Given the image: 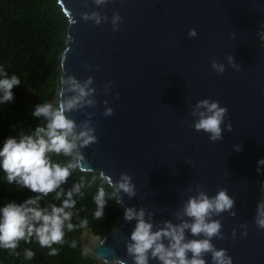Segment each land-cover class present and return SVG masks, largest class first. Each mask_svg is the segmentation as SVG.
I'll use <instances>...</instances> for the list:
<instances>
[{
  "label": "water",
  "instance_id": "95a60500",
  "mask_svg": "<svg viewBox=\"0 0 264 264\" xmlns=\"http://www.w3.org/2000/svg\"><path fill=\"white\" fill-rule=\"evenodd\" d=\"M88 4L85 8L84 0H57L67 23L65 48L58 56L57 94L50 101L57 102L61 75L94 78L97 106L67 114L80 123L87 112L95 113L91 119L98 139L82 150L85 170H77L104 181L129 174L137 191L132 199L106 183L122 196L119 204L124 208L159 209L153 215L156 224L179 222L174 213L195 194L189 187L199 184L210 196L226 188L235 199L236 216L223 214L226 239L214 238L212 243L227 249L233 264H264V230L253 219L264 181V166L257 173V161L264 158V42L257 35L264 25V0H109L100 8L92 0ZM114 10L123 18L117 31L110 23ZM84 11L106 14L109 22H85L78 15ZM66 12L75 24L69 25ZM192 28L197 36L189 38ZM67 35L72 39L67 41ZM229 55L239 71L228 65ZM213 60L225 65L223 74L212 69ZM85 64L94 67L87 70ZM109 81L113 84L105 94L103 86ZM202 99L228 109L225 124L230 120L233 131L225 130L222 141L212 142L191 127V106ZM105 107L114 114L104 116ZM238 144L243 149L237 153L233 146ZM135 223L124 220L103 235L83 230L77 241L82 250L89 245L88 254L100 264L117 259L133 264L126 241ZM242 223L248 225L246 236ZM205 259L211 264L210 255Z\"/></svg>",
  "mask_w": 264,
  "mask_h": 264
},
{
  "label": "clouds",
  "instance_id": "9594fccd",
  "mask_svg": "<svg viewBox=\"0 0 264 264\" xmlns=\"http://www.w3.org/2000/svg\"><path fill=\"white\" fill-rule=\"evenodd\" d=\"M92 3L100 8L106 6L109 0H92ZM84 7H89L88 0H84ZM66 15L69 25L76 23L70 14L66 12ZM78 15L85 22L91 21L95 25L109 22V17L99 11H84ZM110 23L113 31L119 29L123 18L118 11H113ZM261 29L257 35L260 41L264 42V25H261ZM188 36L196 37V30L189 29ZM71 39L72 37L67 35V41ZM261 46L264 47V43ZM67 51L69 48L65 52ZM227 61L230 67L240 70V65L235 62L233 55H229ZM93 67L91 64H85L87 70H92ZM211 67L219 74L225 72V65L216 60L211 62ZM61 68L64 73V57ZM20 84L21 80L17 75L9 76L5 66L0 65V105L14 102L13 89ZM59 84L61 87L55 104L39 103L31 111L33 117L43 118V123L37 125L34 130H21L18 134L8 136L0 147V170L5 173L7 184H14L17 190L27 189L34 194L21 203L7 200L0 206V249L7 250L9 255L19 256L16 250L23 241L25 244L36 242L40 248L50 249L49 256H57L60 249L53 245H63L66 233L77 229L86 233L89 229V220L80 218L79 210L76 208L77 198L83 200L86 196L84 178L81 177L80 181L67 189L64 185L68 183L73 171L85 170L82 168L85 159L82 150L96 143L98 139L96 126L91 119L95 113L87 112V118L80 123L67 114L81 112L85 108H95L97 88L93 86L94 78L91 76L79 80L73 75L63 74L59 78ZM112 84L113 82L109 81L103 86L105 94L110 91ZM65 92L68 95H65ZM115 98L118 99L119 94H116ZM103 103L107 106L108 101L105 100ZM113 114L111 107H105L104 116ZM190 115L193 117L191 127L197 132L203 131L208 134L212 142L222 141L225 130L233 131L230 120L225 124L228 109L221 107L219 101L199 100L191 106ZM242 149V144L233 146V151L237 153ZM53 156L68 159L66 163L54 162ZM257 165V173L261 174L260 166H264V158L258 160ZM105 182L129 199L137 195L132 177L127 173L121 172L115 181L109 176ZM259 191L261 199L257 202L256 215L253 219L255 226L264 230V181L260 182ZM188 192L195 194L188 195L174 213L178 223L164 220L156 224L153 215L154 211L159 209L148 211L143 206L139 209L135 206L124 208L123 219L126 222L133 220L136 222L126 241V253L133 264H150V260H156L158 264H208L205 259L208 255L211 256V264H233L227 249H217L212 240L226 239L222 232L223 214L236 216V212L233 211L235 199L228 194L226 188H218L216 194L210 196L197 184L195 188L189 187ZM50 194L51 201L47 199ZM112 198L123 204L121 195L115 197V193L110 195L103 186L98 187L93 196L96 205L93 212L95 220L103 219L104 209L108 200ZM74 216L78 223H73ZM240 227L245 229L242 235L246 236L248 225L242 223ZM186 233L196 238L189 239ZM231 236L233 239L236 238V229L232 230ZM102 243L101 240L100 245ZM71 247H77L76 240L72 241ZM91 251L89 245L83 246V254L87 255ZM34 256L35 252L32 249H24L25 259L32 260ZM114 264L127 262L117 259Z\"/></svg>",
  "mask_w": 264,
  "mask_h": 264
},
{
  "label": "trees",
  "instance_id": "16d2710c",
  "mask_svg": "<svg viewBox=\"0 0 264 264\" xmlns=\"http://www.w3.org/2000/svg\"><path fill=\"white\" fill-rule=\"evenodd\" d=\"M66 22L56 0H0V65L5 66L9 76L15 74L21 80L13 89L14 102L0 105V147L8 136L21 130H34L43 123V118L33 117L31 111L36 104L50 102L57 94L58 56L65 48ZM67 159L53 156L54 162L66 163ZM81 177L86 185V196L83 200L77 198L76 208L80 218L89 220L88 230L103 235L122 225L124 207L116 198L108 200L103 219L93 218L96 208L93 196L98 187L103 186L110 195L115 193L99 175L75 170L64 185L65 189ZM32 195L27 189L17 190L14 184L8 185L5 173L0 170V206L7 200L21 203ZM47 199L51 201V194ZM73 223H78L75 216ZM82 231L66 233L63 245H53L60 249L57 256H49L50 249L40 248L36 242L25 244L21 241L16 250L19 256L0 249V264H100L89 254H83L77 241ZM73 240L77 241L76 248L71 247ZM25 248L35 252L32 260L25 259Z\"/></svg>",
  "mask_w": 264,
  "mask_h": 264
}]
</instances>
